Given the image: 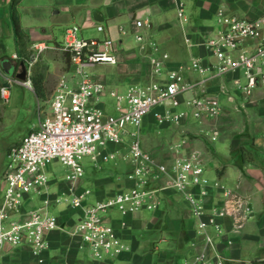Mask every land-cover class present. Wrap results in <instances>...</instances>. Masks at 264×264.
<instances>
[{
	"label": "crops",
	"instance_id": "0c3cea01",
	"mask_svg": "<svg viewBox=\"0 0 264 264\" xmlns=\"http://www.w3.org/2000/svg\"><path fill=\"white\" fill-rule=\"evenodd\" d=\"M12 1L0 0V64L8 61V64L3 63V69L10 65L12 74L11 77L4 75L5 83L14 79L17 72L14 63L24 62L25 53H28L27 64L35 45L46 47L33 64L45 63V84L52 86L61 78L71 77L72 67L67 65L65 55L56 48L66 29L76 26L79 37L84 40L109 39L113 43L111 52L116 65L99 66L110 69V80L97 75L90 77L104 86L102 99L109 96V92L118 93L111 89L108 92L109 84L125 93L129 87L151 83L154 78L150 59L156 55L154 48L158 54L169 57L164 74L177 66H187L191 58L211 62L203 43L215 34L217 10L246 20L257 19L264 11V0H181L188 19L187 25H183L176 17L175 0H18L15 14L23 34L22 40L18 41L11 19ZM93 13H97L102 22H95ZM137 22L149 23L150 28H138ZM97 26L103 28L102 32L96 31ZM136 35L142 37L140 43L134 39ZM185 39L191 46L184 43ZM184 78L193 84L200 79L192 72L185 73ZM237 80L242 82L240 75L227 74L193 88L191 93L194 95L203 93L198 97L218 100L222 108L218 118L188 119L177 125L157 126L148 115L141 130L150 134L153 125L160 130L161 150L159 148L154 154L158 159L152 158L154 162L171 164L175 158L173 153L180 151L179 147L186 153L194 151L203 162L205 177L245 202L249 215L239 211L220 220L223 234L214 239L212 246L205 247L198 238L195 221L182 197L167 189L160 195L161 204L157 211L127 217L124 229H121L118 218L113 220L123 244L129 243V246L125 245L127 251L117 258L94 262L78 238L72 236L77 213L56 207L60 208L57 217L61 231L48 236V250L34 257L27 248L5 247L0 253V264H184L201 252L209 258V264H214L215 260H221L222 264H264V93L257 90L244 95L236 87ZM12 85L25 89L14 83L6 84L9 98ZM190 97L188 94L183 98ZM102 99L99 107L105 110ZM229 129L232 134L225 147L228 153L226 161L222 149L215 143L220 135L226 140ZM109 150L119 151L117 161H122L120 164L126 166V172L115 180V174H111L109 186L102 183L98 186L97 182L103 180L96 175L93 178L92 173L106 164L96 167L89 162L90 167L83 169L78 188L92 192L91 202L109 198L132 185L126 178L131 165L122 160L126 151L117 146H109ZM211 172L216 173V179L208 178ZM64 180L51 181L50 192L65 191L69 184ZM91 180L96 184L92 190L89 188ZM168 183L163 179L158 185L165 187ZM204 203L208 211L225 206L221 191L215 189ZM31 207H35L32 199L25 204V208ZM139 230L145 231V235L134 237L131 234Z\"/></svg>",
	"mask_w": 264,
	"mask_h": 264
},
{
	"label": "built area",
	"instance_id": "2783aa9c",
	"mask_svg": "<svg viewBox=\"0 0 264 264\" xmlns=\"http://www.w3.org/2000/svg\"><path fill=\"white\" fill-rule=\"evenodd\" d=\"M175 2L177 20L187 25L183 2ZM136 26L150 28L149 23L137 22ZM215 26L214 36L203 43L211 62L191 58L187 66H177L164 74L169 57L158 54L154 48L156 55L150 59L154 80L144 86L129 87L124 94L109 92V98L115 101L112 114L99 107L104 86L86 74V70L95 66L116 65L112 41L84 40L79 37L78 27L66 29L56 49L68 55L72 75L61 78L55 87L50 115L38 119L36 128L7 153L0 199V253L5 247L27 248L34 257L46 252L48 236L61 231L58 217L52 211L64 207L77 213L72 236L78 238L94 262L117 258L127 247L113 220L118 218L124 229L127 217L157 211L160 195L167 189L182 197L205 247L212 246L214 239L223 234L220 220L239 211L249 215L242 199L205 177L203 162L194 151L186 153L179 147L180 151L173 153L175 158L171 164H157L141 142L143 122L148 115L157 126L177 125L188 119L218 118L222 110L218 100L198 97L203 93H191L194 87H202L211 80L237 74L242 82L237 80L235 84L244 95L257 90L264 93V11L257 19L246 20L220 9L215 14ZM102 30L96 27L97 32ZM134 39L137 43L142 41L140 35ZM184 43L191 46L188 39ZM32 50L27 62L29 67L46 47L35 45ZM188 72L200 79L195 84L186 81L184 75ZM11 83L31 89L27 77L25 82L13 79L6 84ZM188 94L192 97L184 99ZM0 99L8 102V87L0 88ZM109 146L126 151L122 160L131 165L126 178L132 185L109 198L91 202L92 192L78 188L84 175L80 162L89 158L96 167L116 162L119 151H110ZM52 162L67 170L64 182L69 187L50 199L46 168ZM163 179L169 181L165 187L158 185ZM214 189L221 191L225 206L208 211L204 202ZM32 196L41 197L40 205L25 208ZM184 264H209V258L201 252ZM214 264L222 262L215 260Z\"/></svg>",
	"mask_w": 264,
	"mask_h": 264
},
{
	"label": "rangeland",
	"instance_id": "374dc122",
	"mask_svg": "<svg viewBox=\"0 0 264 264\" xmlns=\"http://www.w3.org/2000/svg\"><path fill=\"white\" fill-rule=\"evenodd\" d=\"M237 16V15H236ZM239 17V16H237ZM241 18V17H240ZM28 56V53H25V60ZM24 60L26 72H27V81H29L31 89H22L20 87H17L15 85H12L10 90V98L7 103H3V101L0 99V199L3 195V182H2V175L6 169V166L8 164L7 160V153L9 149L18 144L26 135L30 133L33 129L36 128L38 124V119L44 118L50 115V99L53 92V89L55 88L57 82L54 83V85L45 84V74L47 72V68L45 67L44 62L36 63L35 65L29 67L26 64V61ZM3 63H9L8 61H2L0 64V88L3 87L5 81L4 78V69H3ZM15 71H20V68L14 63ZM86 74L89 77H93L94 75L102 76L107 78L106 81H109L112 73L109 68L105 67H99L95 66L91 69H88L86 71ZM39 80H41L39 84ZM35 83L39 84L38 87L40 88V97H37L34 93L35 89ZM109 84V83H108ZM118 91V93L124 94V92L112 84H109V87L107 91ZM104 104L106 105V113H113L112 110L115 105V101L110 99L109 96H105L104 99H102ZM151 128H154L151 130V133L148 134L144 131H141V142L143 145V149L152 155V158L155 160L156 156L154 155L157 150L160 148L159 143L162 140V137L160 136V130L158 131L155 125L151 126ZM156 129V130H155ZM231 130L226 131V140L222 139V136L220 135L217 139V142L215 143L216 146H219L222 149V156L226 161H228V153L226 152V146L227 141L229 139V136L231 135ZM161 150V148H160ZM90 160L89 158H84L80 162L83 169H88L90 167ZM121 160L117 162H110L97 171H93L92 177L95 178L94 175L100 176V183L97 182L98 186L106 185L109 186V176L111 174H115L113 176V180H115L117 177H120L125 174L126 172V166L123 165ZM119 163V164H118ZM120 165L118 167V165ZM92 165V164H91ZM117 166V167H116ZM115 170V171H114ZM46 172L49 178V181H57L61 182L64 180L67 170L62 167L58 162H52L50 163L47 168ZM106 180H105V179ZM208 178H214L216 179V173L211 172L208 174ZM65 184V183H63ZM96 185L93 180H91V184L89 188L91 190L94 188L93 186ZM51 187V186H50ZM52 188V187H51ZM59 192L56 194H52L50 192V199H53L56 195H58ZM41 198V197H40ZM39 197L32 196V204L34 206H39L40 202ZM64 209V207H63ZM60 211V208L53 209L52 213L54 215H58ZM134 237L138 236H144L145 231L139 230L134 231L131 233ZM125 245L129 246L128 242H124Z\"/></svg>",
	"mask_w": 264,
	"mask_h": 264
},
{
	"label": "trees",
	"instance_id": "16d2710c",
	"mask_svg": "<svg viewBox=\"0 0 264 264\" xmlns=\"http://www.w3.org/2000/svg\"><path fill=\"white\" fill-rule=\"evenodd\" d=\"M18 4V0H13L12 1V5H11V19H12V23H13V29H14V33H15V37L17 38L18 41H21L23 38V34L21 31V28L19 26V22H18V18L15 14V8ZM65 60L67 65H70V59L68 57V55H65ZM41 80H39V84H40ZM39 84L35 83V89H34V93L37 97H40V88L38 87ZM3 86H6V84H4Z\"/></svg>",
	"mask_w": 264,
	"mask_h": 264
},
{
	"label": "water",
	"instance_id": "95a60500",
	"mask_svg": "<svg viewBox=\"0 0 264 264\" xmlns=\"http://www.w3.org/2000/svg\"><path fill=\"white\" fill-rule=\"evenodd\" d=\"M93 20L95 22H102V19L99 18V16L97 15V13H93ZM16 65L20 68V72L19 73H15V75L13 76V78L17 81H20V82H25L26 81V77H27V72H26V68H25V64L24 62H19L18 64L16 63ZM11 69V66L8 65V69H4L5 70V74L8 76V77H11L12 74L11 72H9V70Z\"/></svg>",
	"mask_w": 264,
	"mask_h": 264
}]
</instances>
